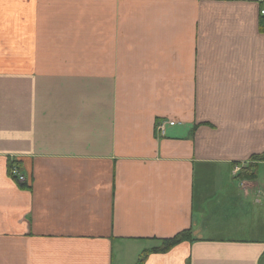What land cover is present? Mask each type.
<instances>
[{
    "label": "crops",
    "instance_id": "1",
    "mask_svg": "<svg viewBox=\"0 0 264 264\" xmlns=\"http://www.w3.org/2000/svg\"><path fill=\"white\" fill-rule=\"evenodd\" d=\"M263 9L0 0V264H264Z\"/></svg>",
    "mask_w": 264,
    "mask_h": 264
},
{
    "label": "trees",
    "instance_id": "2",
    "mask_svg": "<svg viewBox=\"0 0 264 264\" xmlns=\"http://www.w3.org/2000/svg\"><path fill=\"white\" fill-rule=\"evenodd\" d=\"M262 23V27L264 29V23ZM255 160H264V156H255L254 157ZM10 167H11V164H10ZM253 166L250 164L249 166L247 167H244L241 169V173L240 175L242 177H249V178H253L255 177V169L252 168ZM189 239H192L191 237V232L186 230V231H183L179 234H177L176 236L172 237V238H167V239H164L162 240V244L160 245V247L158 248H155V251H167L169 250L171 247H173L174 245L180 243L181 241H184V240H189ZM143 257L140 258L139 262L140 264L142 263L143 261Z\"/></svg>",
    "mask_w": 264,
    "mask_h": 264
},
{
    "label": "built area",
    "instance_id": "3",
    "mask_svg": "<svg viewBox=\"0 0 264 264\" xmlns=\"http://www.w3.org/2000/svg\"><path fill=\"white\" fill-rule=\"evenodd\" d=\"M262 13L264 14V9L262 10ZM176 124L177 123L173 120L159 119L156 122L155 129L157 134L163 136L166 134L167 126H174ZM9 173L11 176L17 178L21 182L26 181V176L22 173L19 166H17L16 164H11V167L9 168Z\"/></svg>",
    "mask_w": 264,
    "mask_h": 264
}]
</instances>
